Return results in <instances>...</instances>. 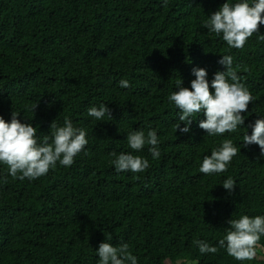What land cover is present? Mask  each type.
<instances>
[{
    "label": "trees",
    "instance_id": "obj_1",
    "mask_svg": "<svg viewBox=\"0 0 264 264\" xmlns=\"http://www.w3.org/2000/svg\"><path fill=\"white\" fill-rule=\"evenodd\" d=\"M224 2L0 0V116L19 113L38 136L67 116L89 139L70 168L0 184V264H96L106 237L114 246L128 242L139 264H240L223 249L201 256L193 241L215 243L232 215L264 214L259 146L241 147L225 173L202 174L203 157L223 137H205L203 114L189 133H175L177 109L167 101L180 79L190 86L193 68H205L209 80L224 71L219 55L228 53L255 98L243 127L250 135L248 125L264 118V42L254 34L243 49L229 50L202 27ZM121 79L130 87L120 88ZM101 103L112 119L87 116ZM148 124L158 129L160 158L152 160L146 146V172L116 173L110 153L129 151L125 132ZM244 131L230 138L240 145ZM228 176L232 193L220 185Z\"/></svg>",
    "mask_w": 264,
    "mask_h": 264
},
{
    "label": "clouds",
    "instance_id": "obj_2",
    "mask_svg": "<svg viewBox=\"0 0 264 264\" xmlns=\"http://www.w3.org/2000/svg\"><path fill=\"white\" fill-rule=\"evenodd\" d=\"M168 2L161 0L163 6H167ZM259 25H264V0H226L202 22V27L226 42L229 50L243 49L254 34L264 42ZM219 56L218 64L223 66L224 71L215 72L209 80L205 68L195 67L192 69L195 78L190 86L184 87L180 79L175 90L167 97L168 104L177 109L175 133H189L193 121L203 114L204 119L199 120L198 126L206 133L205 137H223L199 165V172L207 176L227 172L233 158L241 152V147L258 145L260 157L264 158V118L248 125L251 129L249 135L247 128L243 127L246 116L242 113H247L249 104L255 98L246 84L241 82L233 55L226 53ZM119 87L129 88V80L121 79ZM19 116V113L12 112L11 119L7 121L0 116V168L3 169L0 184L8 183V177L22 182L38 180L58 166L70 168L78 156L87 154L88 130L75 125L67 116L62 124L55 119L49 133L43 136L37 135V128L29 120L22 122ZM87 116L97 122L103 121L106 116L112 119L110 109L104 103L89 107ZM240 129L246 131L240 137L242 143L237 145L230 137L233 133L239 135ZM125 133L129 151L110 153L109 163L116 173L146 172L151 167V161L141 155L145 147H148L152 160H158L161 156L158 129L148 124ZM220 185L229 193L237 186L231 176ZM227 224L229 227L215 243L207 239L193 241L199 254L214 255L223 249L240 264L256 261L264 252V244H261L264 238V214L241 212L236 218L232 215ZM95 255L96 264H139L128 242L121 240L114 246L110 237L99 244ZM177 264H186V259L181 258Z\"/></svg>",
    "mask_w": 264,
    "mask_h": 264
},
{
    "label": "rangeland",
    "instance_id": "obj_3",
    "mask_svg": "<svg viewBox=\"0 0 264 264\" xmlns=\"http://www.w3.org/2000/svg\"><path fill=\"white\" fill-rule=\"evenodd\" d=\"M258 259L263 260L264 259V252L260 253V256ZM166 264H177V263H172L171 261H168ZM187 264H195V263H187Z\"/></svg>",
    "mask_w": 264,
    "mask_h": 264
}]
</instances>
